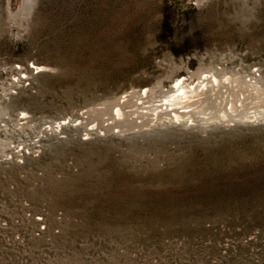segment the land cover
<instances>
[{
  "label": "rangeland",
  "instance_id": "1",
  "mask_svg": "<svg viewBox=\"0 0 264 264\" xmlns=\"http://www.w3.org/2000/svg\"><path fill=\"white\" fill-rule=\"evenodd\" d=\"M223 61L264 88V0H0V139L67 121L0 165V264H211L229 233L262 240L237 258L264 250V123L100 136L80 117Z\"/></svg>",
  "mask_w": 264,
  "mask_h": 264
},
{
  "label": "bare ground",
  "instance_id": "2",
  "mask_svg": "<svg viewBox=\"0 0 264 264\" xmlns=\"http://www.w3.org/2000/svg\"><path fill=\"white\" fill-rule=\"evenodd\" d=\"M260 75L254 70L236 77L223 61L191 72L189 78L176 76L167 89L165 81L160 80L156 87L124 92L108 104L102 103L107 106L81 112L80 117L88 122L92 112L101 114L100 122L89 124L86 133L100 136H124L132 130L115 128L130 125L139 129L173 126L206 131L218 126L264 123V88L258 85L262 80ZM104 114L107 116L103 117ZM77 121L72 125H78ZM51 124L44 127L45 131L60 132L67 121Z\"/></svg>",
  "mask_w": 264,
  "mask_h": 264
},
{
  "label": "built area",
  "instance_id": "3",
  "mask_svg": "<svg viewBox=\"0 0 264 264\" xmlns=\"http://www.w3.org/2000/svg\"><path fill=\"white\" fill-rule=\"evenodd\" d=\"M19 67V66H18ZM34 70L37 68L32 67ZM20 69V68H19ZM6 126L0 127V137L1 135H4L5 133H15L16 128H5ZM9 128V129H8ZM48 131H45V129H42L40 131L33 132L29 135H24L21 138V135H17L14 137H11L10 140H7L6 142L4 139H0V165L5 163H13V162H22L23 159L29 155L36 156L40 153L41 147V140L43 138L44 133H47ZM10 134V133H9ZM40 219V218H37ZM214 224H208V227H212ZM224 225V224H222ZM225 226V225H224ZM44 226H41V229H43ZM221 229L225 232H229L227 229L222 228ZM240 231V230H238ZM233 235V233H229L225 237H223L222 244H219V251L218 256L215 260H209L207 262H211V264H264V250H250L247 252H244V258H237L240 255V252L235 250L232 252L230 250V247H234L236 244H243L245 247H248L249 245H246L248 242H254L255 237L251 236L247 238L243 235ZM219 240V242H222ZM262 240L257 239L256 242H260ZM216 242V241H215ZM213 244L211 239L207 241L206 244H211V247L215 244ZM258 244V243H257ZM218 245V244H217ZM261 245V244H260ZM262 246V245H261ZM264 248V247H263ZM203 262L199 261L198 264H202Z\"/></svg>",
  "mask_w": 264,
  "mask_h": 264
},
{
  "label": "clouds",
  "instance_id": "4",
  "mask_svg": "<svg viewBox=\"0 0 264 264\" xmlns=\"http://www.w3.org/2000/svg\"><path fill=\"white\" fill-rule=\"evenodd\" d=\"M202 0H197V5L199 6L201 4ZM203 2H206V0H203Z\"/></svg>",
  "mask_w": 264,
  "mask_h": 264
},
{
  "label": "snow or ice",
  "instance_id": "5",
  "mask_svg": "<svg viewBox=\"0 0 264 264\" xmlns=\"http://www.w3.org/2000/svg\"><path fill=\"white\" fill-rule=\"evenodd\" d=\"M37 71H39L40 69H36Z\"/></svg>",
  "mask_w": 264,
  "mask_h": 264
}]
</instances>
